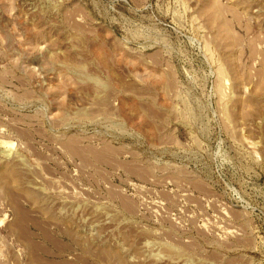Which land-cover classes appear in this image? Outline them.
<instances>
[{
	"label": "rangeland",
	"instance_id": "obj_1",
	"mask_svg": "<svg viewBox=\"0 0 264 264\" xmlns=\"http://www.w3.org/2000/svg\"><path fill=\"white\" fill-rule=\"evenodd\" d=\"M0 264H264V0H0Z\"/></svg>",
	"mask_w": 264,
	"mask_h": 264
}]
</instances>
